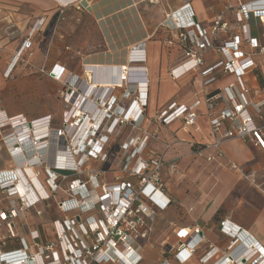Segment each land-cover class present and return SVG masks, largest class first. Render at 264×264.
<instances>
[{
  "label": "built area",
  "instance_id": "built-area-1",
  "mask_svg": "<svg viewBox=\"0 0 264 264\" xmlns=\"http://www.w3.org/2000/svg\"><path fill=\"white\" fill-rule=\"evenodd\" d=\"M232 12L239 33L219 46L197 34L189 5L170 15L179 31L177 39L184 47L169 75L176 80L188 73L198 74L201 97L190 105L170 103L153 117L164 126L181 122L184 127H193L197 110L203 107L212 139L204 144H193L192 149L195 156L208 160L222 158L223 144L232 140L249 143L264 152V87L254 90L249 79L255 68L253 58L264 59V0L238 4ZM42 22L40 19L38 25ZM257 27L262 29V42L252 35ZM219 29H226L220 15L212 25L213 38ZM28 48L26 40L13 56L12 63L22 61ZM212 49L219 58L205 66L202 56ZM141 51H132L129 65L112 69L117 79L106 85L94 81L99 67L83 68L84 78L58 65L48 71L44 67L38 69L40 74L63 87L60 97L65 108L62 118L67 129L65 134L53 129L48 117L41 121H28L25 117L12 121L0 113V142L5 131L13 137L9 142H15L9 147L15 155V174H23L21 169L16 170L17 165L57 172L62 176L56 179L48 172L53 177L52 187L48 184L44 188L50 197L51 192L57 190L65 194L58 204L61 218L52 222V239L48 240L44 230L27 220L26 214L39 202L49 200L47 192L36 178L43 196L26 180L35 198H24L21 193L18 197L19 189L13 188L15 180L11 181L14 171L0 172V264H140L142 261L140 241L147 240L152 232L156 211L166 209L170 201L164 196L165 164L161 153L145 155L152 135L144 131L147 83L145 67L136 66L145 62ZM227 76L233 78L231 84L211 93L207 91ZM259 95L263 97L255 100ZM123 121L141 134L120 146L123 160L115 165L120 175L107 187L100 180V173L93 170L82 173V170L88 158L105 157L108 140L117 135ZM105 126L109 135L103 143L102 136L98 139L97 135ZM230 167L237 170L233 164ZM67 174H71L72 181L65 183L63 175ZM123 175L126 178L123 179ZM219 230L229 239L226 251L220 254L218 248L210 245L197 259V264H264V250L243 230L227 221L220 222ZM90 235L93 240L89 242ZM173 236L175 244L165 245L163 255H172L176 264H187L204 239L203 231L199 227L181 228ZM162 264H169L166 257Z\"/></svg>",
  "mask_w": 264,
  "mask_h": 264
},
{
  "label": "crops",
  "instance_id": "crops-1",
  "mask_svg": "<svg viewBox=\"0 0 264 264\" xmlns=\"http://www.w3.org/2000/svg\"><path fill=\"white\" fill-rule=\"evenodd\" d=\"M252 1L0 0V113L12 121L19 117L29 121L48 117L50 121L59 122L56 103L46 84L59 86V99L61 85L40 74L39 68L48 71L58 65L84 78L83 68L99 67L94 81L106 85L117 79L112 69L129 65L132 51L141 49L145 62L136 66L145 67L147 83L144 131L154 138L148 141L145 155L161 153L165 164L164 196L170 204L163 211H156L155 217L162 218L160 225L169 226L166 240L171 238L173 245L176 242L173 234L178 229L201 228L204 239L189 260L190 264H197V259L210 245L218 248L220 254L226 251L229 239L220 233L219 224L227 221L243 230L264 250V152L249 143L232 140L223 144L220 159L195 156L192 145L212 139L203 107L198 108L193 127H184L181 122L164 126L153 120L155 113L170 103L190 105L201 97L198 74L188 73L176 80L169 75L184 47L177 39L179 31L170 15L189 5L197 34L219 46L239 33L232 9ZM219 15L226 29H219L213 38L212 25ZM40 19L43 22L38 25ZM252 35L262 42L260 27L254 28ZM26 40L29 48L22 55V61L13 64V56ZM218 58L213 49L202 56L205 66ZM253 60L255 68L249 79L257 91L264 87V59L255 56ZM232 82V77H222L207 91L211 93ZM262 97L259 95L255 100ZM231 164L237 170L232 169ZM170 165L174 168L169 169ZM220 238L222 244L216 243L215 239ZM144 247L140 264L147 250H155ZM156 257L159 258L158 254Z\"/></svg>",
  "mask_w": 264,
  "mask_h": 264
},
{
  "label": "rangeland",
  "instance_id": "rangeland-1",
  "mask_svg": "<svg viewBox=\"0 0 264 264\" xmlns=\"http://www.w3.org/2000/svg\"><path fill=\"white\" fill-rule=\"evenodd\" d=\"M46 85H48V88H49L48 91L50 92V95H52V98L56 103L55 112L58 113L60 117L59 122L53 121V120L50 121L51 127L53 129H60L62 133L65 134L67 132V129L65 126H63L64 124L62 123L63 121L62 118H63V113L65 111V108H64L61 97H60L61 100L57 98V92H58L59 86L56 84L53 85L51 83L46 84ZM62 88L63 87L61 86L60 93L62 92ZM100 130L101 131H99L97 138L99 139L102 136L101 141L105 143L107 140V139L105 140V136L109 135L107 134L109 130L107 131L106 126L102 127ZM137 133H138V130L132 128L128 123H125L123 121V124H121L117 130V135H113L110 138L108 137L109 138L108 145L106 146L105 151H104L105 157L97 159V160H94L93 158H88V160H86L85 162L86 166L82 170V173H86L92 170L96 171L101 174L100 180L107 187L111 186V184L113 183L114 177L120 175L117 173V168L115 166L118 160H123V155H122V152L120 151V146L128 139L134 138ZM10 139H13L10 132L5 131V134L3 135V139L0 142V172L1 173L8 172V171H14V168H15L14 166L15 165L14 163L15 155H12V152L9 149L10 144H13L15 142H9ZM150 140H154V138ZM24 167H25L24 165L22 166L17 165L16 170L18 169L22 170L23 174L27 177L28 183L32 186V188L36 191V193L42 197L43 195H41L39 188L35 184L36 182H34L32 178L30 177L29 171L30 172L32 171V175L35 178H37L38 182L42 185L43 189L47 192V196L49 197L48 201H44L43 203L39 202L33 208L29 209L26 212V214H28L27 220L34 221L36 225H39L41 229L44 230L43 231L44 234H46V236L48 235V240H50L52 239V237H50L52 233L50 232V229L52 231V228H50V225H52V222L54 220L61 218L60 214L58 213L59 212L58 204L63 198H65V194L57 190L56 192H51L53 196L50 197V193L48 192L46 188H44V186L46 187L49 184L52 187L51 180L53 179V177L48 175L49 174L48 172L53 173L55 179L57 177H61L62 175L58 174L57 172L49 171L47 170V168H44V167L35 168L34 170H31L28 167L26 168ZM15 173L16 171H14V174ZM70 175L71 174L63 175L64 177L63 181L65 183L72 181V176ZM17 177H18V180H20V177L19 176ZM83 177L85 176H82V178ZM122 178L124 179L126 177L123 175ZM14 180L15 181L12 182L13 188L17 190L19 189L18 185L20 184V181H17V178L15 179V177H14ZM168 182L169 181H165V183H168ZM53 190H55V188ZM17 192H18V197H21L22 196L21 194H24L22 192V189L17 190ZM48 197L44 196V198H48ZM37 212H39V215L36 214ZM160 222H162V218L160 219L159 217L156 216L153 222L154 228L152 229V232L148 235L147 240L140 241L142 248H145L144 246H146L147 248L153 247L155 249L154 251L147 250L148 252L146 253L145 260L142 262V264H159V263L162 264L163 257L164 258L166 257V261L169 264H174L172 255H166V256L163 255L164 247L165 245L170 244L171 238H168V240H166L167 236H169V226L166 224L160 225ZM210 236H212V234H210ZM87 240L90 242L93 240V237L90 235ZM215 240H216V243L222 244L221 238L215 239ZM147 241H149V244H146ZM163 241H166V242H164V245L161 246V242ZM228 244H229V241H228ZM157 254L159 256L158 259L156 257ZM187 264H190V261H188Z\"/></svg>",
  "mask_w": 264,
  "mask_h": 264
},
{
  "label": "bare ground",
  "instance_id": "bare-ground-1",
  "mask_svg": "<svg viewBox=\"0 0 264 264\" xmlns=\"http://www.w3.org/2000/svg\"><path fill=\"white\" fill-rule=\"evenodd\" d=\"M36 147V146H35ZM29 174H30V177L32 178V180L34 181V182H36L37 180H36V178L32 175V171L30 172L29 171ZM17 176H19L20 177V180H18V181H20V184L18 185L19 186V190H21L22 189V192L24 193V194H22L23 196H25L24 198H27V199H34L35 197H34V195H33V192L29 189V187H28V185L26 184V180H27V177L25 176V175H23L22 173H18V175L17 174H15L14 175V177H15V179L17 178L18 179V177ZM12 180H14V179H11V181ZM25 184H26V186H25ZM36 184V183H35ZM37 185V184H36ZM25 186V187H24ZM28 188V189H27ZM40 193L42 194V191L40 190ZM33 196V197H32Z\"/></svg>",
  "mask_w": 264,
  "mask_h": 264
}]
</instances>
